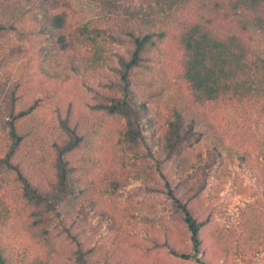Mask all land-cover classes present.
Segmentation results:
<instances>
[{"label": "trees", "instance_id": "obj_1", "mask_svg": "<svg viewBox=\"0 0 264 264\" xmlns=\"http://www.w3.org/2000/svg\"><path fill=\"white\" fill-rule=\"evenodd\" d=\"M118 1L101 0V15L75 23L71 0H0V38L14 33L38 48L37 70L25 69L0 108V189L14 192L49 255L32 264H119L142 238L174 247L176 236L184 246L172 250L198 264H264V149L260 163L236 156L205 112L220 99L264 98V54L218 30L230 20L241 33L264 30V0H199L177 35L188 92L169 95L146 78L151 53L168 34L163 18L192 0H154L138 17L120 16ZM109 121L111 149L104 135L101 151L114 164L98 187L88 128ZM3 198L0 215L9 212ZM210 224L218 247L208 257L201 232ZM0 264H13L2 246Z\"/></svg>", "mask_w": 264, "mask_h": 264}, {"label": "rangeland", "instance_id": "obj_2", "mask_svg": "<svg viewBox=\"0 0 264 264\" xmlns=\"http://www.w3.org/2000/svg\"><path fill=\"white\" fill-rule=\"evenodd\" d=\"M6 2L7 0H1ZM154 0H119L118 12L122 17H129L139 14L143 16ZM198 1L192 0L191 4L182 10L175 11L172 15L163 18V26L166 27L168 34L158 44L151 53V67L149 68L147 79L151 80L155 87H162L166 94L187 93V84L181 75L182 60L184 53L178 45L179 25L183 21H190L197 16ZM70 21L82 22L87 19L96 18L102 14L101 0H71ZM202 13H207L202 10ZM219 31H233L240 33L247 42H249L253 51L264 54V30L251 27L248 32L241 33L235 20L226 21L224 25H218ZM38 48L32 43L20 39L14 33L0 38V108L9 102L8 94L14 81L24 74L28 66L37 70L36 52ZM86 54L81 48L78 51ZM39 75L37 74V77ZM36 77L32 80L34 84ZM72 86L70 83L65 85V91L61 96L65 99L72 96ZM165 107V106H164ZM165 109V108H163ZM208 119L213 123L215 130L228 147L233 149L236 156L250 154L256 163H260L264 149V98H249L238 100L232 98L220 99L209 102L205 108ZM46 107L39 110L40 115H49ZM113 123L99 124V122H90V136L95 143L88 151L89 154L97 159L95 169H92L91 176L98 187L101 185L100 179L108 171L109 165H113V154L103 153L101 151L102 137L107 135L104 147L111 149V131ZM1 132V131H0ZM0 134V138H1ZM106 138V137H105ZM41 141V142H40ZM36 142L34 149L38 150L39 156L46 153L49 144V135L45 131L42 133V139ZM101 155V157H100ZM4 177L0 175L1 184ZM10 188V187H9ZM3 200L7 201L9 212H6V206L2 208L0 215V246L9 256L13 264H32L37 257L49 258L45 248L34 241L26 228L19 204L14 200V192H6L0 189ZM226 198V196H224ZM114 208L111 193L107 192L105 197ZM1 206L3 207L2 203ZM8 213V214H7ZM206 214V212H204ZM6 215V217L4 216ZM210 225L203 227L201 232L202 249L204 255L210 257L216 249L217 244L209 235ZM125 228H131L126 223ZM178 243L176 246H169L164 237H160L158 242L151 239H140L142 245L133 246L127 253L121 255L123 261L119 264H198L193 259H185L172 250L184 246L181 242V236H176ZM187 246L191 248L192 241L187 238ZM183 244V245H182ZM182 246V247H181ZM176 247V248H175ZM218 247V246H217ZM183 249V248H182ZM58 263V262H57ZM56 263V264H57ZM215 264H222L219 260Z\"/></svg>", "mask_w": 264, "mask_h": 264}]
</instances>
